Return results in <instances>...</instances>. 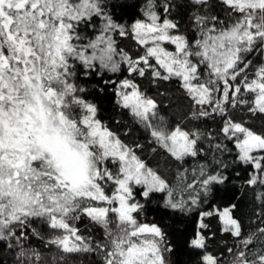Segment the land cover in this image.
I'll return each mask as SVG.
<instances>
[{
	"label": "snow or ice",
	"instance_id": "6c2138e0",
	"mask_svg": "<svg viewBox=\"0 0 264 264\" xmlns=\"http://www.w3.org/2000/svg\"><path fill=\"white\" fill-rule=\"evenodd\" d=\"M186 6L182 26L173 0H144L127 23L108 0H0V242L16 249V264H43L25 247L31 236L58 250L53 264L88 253L102 264H174L169 232L142 219L146 203L192 212L240 170L264 206V0ZM140 81L159 96L179 91L182 119L162 114ZM106 99L172 161L167 173L102 120ZM235 208L199 212L200 230L185 241L196 264H222L203 232L213 215L240 239L228 264H264V211L243 236ZM82 218L102 228L101 243L74 226Z\"/></svg>",
	"mask_w": 264,
	"mask_h": 264
},
{
	"label": "trees",
	"instance_id": "16d2710c",
	"mask_svg": "<svg viewBox=\"0 0 264 264\" xmlns=\"http://www.w3.org/2000/svg\"><path fill=\"white\" fill-rule=\"evenodd\" d=\"M143 3L144 0H108L109 10L113 11L114 15L121 18L125 23L130 22L133 18H139V9L143 6ZM173 3L175 7L172 9V15L183 26L187 22L190 9L186 6V0H173ZM122 44L128 49L133 48L130 40H123ZM253 59L256 62L259 57ZM140 82L149 95L156 96L161 102L162 114L167 115L173 121L182 119L184 112L187 110V101L179 91L170 88L165 96H159L154 86L148 84L147 81ZM164 90L163 87L159 89L161 92ZM240 115L238 113L237 118ZM100 116L113 130L120 133L127 143L143 145L141 156L151 166L158 167L159 170L166 173L170 167H173L172 161L159 150L156 153L152 152L153 145L150 143L148 134L136 127L128 113L119 108L114 101L107 99L104 101ZM208 123L211 124V122ZM250 123L259 127L262 121L257 119ZM211 126L215 127L216 125L212 124ZM229 171L231 172L233 169H229ZM246 178L247 173L240 170V175L238 177L233 176L231 183L220 186L219 192L210 197L208 203L203 205L202 208L189 213L177 214L164 208L163 201L159 197L146 203L142 219L145 222L156 223L169 232L170 238L173 239L177 249L172 257L174 264H196V257L194 253L185 247V241L200 230L199 212L201 210L207 211L213 207L222 208L228 204H235L234 215L243 226V236L256 231L259 223L257 213L264 211V206L256 199L255 191L245 185ZM203 223L208 226L203 232L208 237L207 244L210 252L219 256L222 264H228V261L232 259L228 249L236 250L240 244V239L223 232L221 230L222 224L215 215L204 217ZM74 226L80 230L83 236L89 238L93 245L101 243L104 239L102 228L90 223L86 218L75 221ZM40 230L42 235H51L50 232L45 233L43 226L40 227ZM25 247L39 249L44 256L43 264H53L52 257L59 256L58 250L50 247L46 248L44 241L35 236H31L25 242ZM0 264H16V249L7 247L5 242H0ZM68 264H102V257L99 253L81 254L78 257H69Z\"/></svg>",
	"mask_w": 264,
	"mask_h": 264
}]
</instances>
